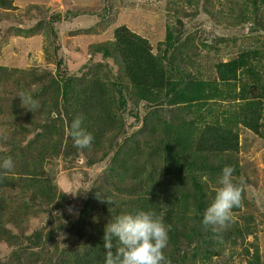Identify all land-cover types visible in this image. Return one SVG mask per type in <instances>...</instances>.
<instances>
[{
	"label": "trees",
	"instance_id": "1",
	"mask_svg": "<svg viewBox=\"0 0 264 264\" xmlns=\"http://www.w3.org/2000/svg\"><path fill=\"white\" fill-rule=\"evenodd\" d=\"M102 1L99 9L63 14L58 2L0 0V60L18 39L16 62H0V88L10 91L4 84L13 80L16 97L24 89L38 102L35 112L26 108L25 122L40 149L34 163L0 173V264H104L106 225L139 210L170 225L164 251L171 264H264L256 218L238 216L246 200L238 179L240 129L264 138V40L252 42L264 37V0H231L226 14L214 0H146L141 9L165 16L159 41L125 23L111 29L120 11L114 18L113 0ZM11 11L20 26L4 24ZM82 15L101 25L82 29L83 36L77 30L78 38L68 34L87 42L86 52L76 49L82 65L72 73L62 29L67 18ZM40 47L54 73L21 64ZM79 116L94 137L90 148L71 138ZM60 154L100 169L81 175L75 195L46 175V161ZM225 166L234 168L242 205L214 231L202 220Z\"/></svg>",
	"mask_w": 264,
	"mask_h": 264
},
{
	"label": "rangeland",
	"instance_id": "2",
	"mask_svg": "<svg viewBox=\"0 0 264 264\" xmlns=\"http://www.w3.org/2000/svg\"><path fill=\"white\" fill-rule=\"evenodd\" d=\"M25 1V0H24ZM39 3L49 2L48 5L59 3L58 9L59 11L66 14L68 11H80V10H96L99 9L100 4L102 5V0H36ZM154 1V0H152ZM169 1V0H167ZM175 0H170L173 2ZM189 0H187L188 2ZM215 4L220 2L221 9L226 14L228 12V8L231 0H214ZM146 2V0H113V17L115 18L118 11L119 21L115 19L112 21V27H117L118 25H127L132 30L145 35L150 40H161L164 37V13L163 11L155 12L154 10L147 9L149 12L141 9ZM205 4V0H201V4ZM17 6L24 4L22 2H16ZM19 4V5H18ZM187 3H181V6ZM195 2L192 4L194 5ZM47 5V7H48ZM139 6V8H136ZM26 6H23V9ZM44 5V8H47ZM47 18L50 16V13L45 12ZM157 14V16L155 15ZM203 14V12L201 13ZM15 16H19L17 11H11L8 13V17L4 18V24L6 27L12 25L14 27L20 26L22 21L14 20ZM70 16V15H69ZM205 16V14L203 15ZM215 18L221 17V14L217 11H214L212 15ZM67 18V17H66ZM63 24L64 27L62 29V36L65 37L63 39L64 43V56L69 61V68L72 73L77 72L80 66L82 65L81 59L76 55V49L79 47L86 52L87 42H83L85 39H75V37H69L68 34L74 31V34H78L77 30H89L90 28H95L96 24H100L99 19L95 16L90 15H82L75 19L73 17L67 18ZM125 23V24H124ZM101 25V24H100ZM26 26V25H25ZM100 27V31H101ZM245 31H248V26L244 28ZM80 32L83 35L86 32ZM108 33V32H106ZM75 35L76 37L81 35ZM14 36L13 33H11ZM73 35V34H72ZM240 36H242L240 34ZM85 37V36H84ZM262 37V36H259ZM70 38V39H67ZM78 38V37H77ZM86 38V37H85ZM104 38V37H103ZM102 36L98 37V40L103 39ZM15 37L11 38L10 47L6 49L8 52L4 53L3 59L0 60L2 64L10 65L13 62H16L15 56L16 53H12L11 51L16 49L18 46L16 44ZM18 40V39H17ZM81 40V41H80ZM88 40V39H87ZM245 40H249V37H245ZM264 37L258 41H252L255 43L262 44ZM5 52V51H4ZM31 53L27 55H23L21 64L24 66H36L40 69L43 67H47L48 69H52L53 73L55 71V64L50 63L46 64L44 60L43 51L40 48L36 49L30 56ZM5 57L7 59H5ZM34 60V62H33ZM36 61V62H35ZM24 77L26 73L22 74ZM5 86H9L10 91L7 89L0 88V106L2 108V115H0V136H6V140L0 139V161L11 157L14 161V164L24 163L25 161H29L34 163L35 160L40 156V149L33 144V139L31 138V132L26 130V127L29 126L25 120L27 118L26 115V106L22 104V98L18 96L20 92H25L24 89L17 92L14 95V87L16 86L15 81H10L4 84ZM26 93V92H25ZM19 105V108L15 109L13 106ZM54 116H57L54 114ZM18 122H21L22 125H19ZM40 125V124H37ZM24 128H21V127ZM241 132V142L242 148L239 151V157L241 159L243 172L238 179H241L245 182V191H246V200H243L242 211L238 216L240 217H249V214H252L256 218L257 227L260 229L258 233V244L260 248L264 250V221L261 220L263 217L262 212H264V138H258L252 133L250 130L246 128L240 129ZM258 139H261V141ZM34 165V164H33ZM96 170V171H95ZM92 170L91 168H87L85 161H73L69 162L64 159L63 154H60L58 157L53 158L52 160L48 159L45 163V172L46 175L50 176L56 184L59 186H63L64 190L77 192L80 188L82 181H80L81 175L84 173L94 175L98 170ZM83 180V179H82ZM72 194V193H71ZM35 223V222H34ZM254 236H250L247 238L248 242L253 241ZM75 239L69 241L72 243ZM1 247H3L1 245ZM242 247V246H240ZM7 251H3L5 254Z\"/></svg>",
	"mask_w": 264,
	"mask_h": 264
},
{
	"label": "clouds",
	"instance_id": "3",
	"mask_svg": "<svg viewBox=\"0 0 264 264\" xmlns=\"http://www.w3.org/2000/svg\"><path fill=\"white\" fill-rule=\"evenodd\" d=\"M18 96L22 98V104L27 109L35 112L39 108L38 102L31 94L20 92ZM84 119L79 116L70 126L74 146L80 149L90 148L94 140L93 135L83 127ZM0 139L6 140L7 137L0 136ZM14 167L11 157L0 161V173L10 172ZM233 174L234 168L231 166L222 169L219 179L221 187L216 191L214 201L204 212L202 223L205 226H213L214 231L232 222V210L242 205V190L234 183ZM66 193L75 195L77 192ZM169 232L170 225L154 211L139 210L121 215L105 227L104 264H171L164 251L169 243Z\"/></svg>",
	"mask_w": 264,
	"mask_h": 264
}]
</instances>
